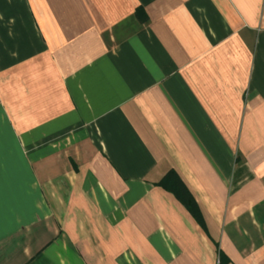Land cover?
<instances>
[{"label":"crops","instance_id":"obj_1","mask_svg":"<svg viewBox=\"0 0 264 264\" xmlns=\"http://www.w3.org/2000/svg\"><path fill=\"white\" fill-rule=\"evenodd\" d=\"M0 264H264V0H0Z\"/></svg>","mask_w":264,"mask_h":264},{"label":"trees","instance_id":"obj_2","mask_svg":"<svg viewBox=\"0 0 264 264\" xmlns=\"http://www.w3.org/2000/svg\"><path fill=\"white\" fill-rule=\"evenodd\" d=\"M158 185L166 191L172 193L175 198L189 211L193 218L197 222H200V216L196 203L175 172H168Z\"/></svg>","mask_w":264,"mask_h":264}]
</instances>
